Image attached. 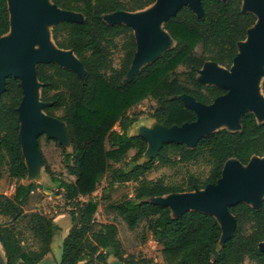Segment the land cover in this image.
Here are the masks:
<instances>
[{"label":"trees","instance_id":"1","mask_svg":"<svg viewBox=\"0 0 264 264\" xmlns=\"http://www.w3.org/2000/svg\"><path fill=\"white\" fill-rule=\"evenodd\" d=\"M156 0H51L58 8L80 13L81 21H60L51 30L59 49L72 50L81 63L84 75L54 63L36 65L41 84L40 101L44 112L64 123L70 150L54 138H47L59 149L61 164L72 177H55L38 143L56 192L69 205L71 226L63 238L60 260L56 264H84L92 260L108 264L110 256L124 264H156L151 259L135 260L125 256L114 223H96L98 203L90 196L97 190L113 163H119L130 149H136L130 165L112 168L108 184L134 182L133 195L111 204L128 228L142 219L152 239L161 247L163 264H264V197L258 208L244 202L229 207L235 227L222 244L221 226L206 212L188 210L177 216L164 204L153 201L168 194L201 190L216 184L227 160L234 158L247 165L253 157H264V121L257 122L252 112L240 117V130L220 129L199 138L191 147L183 142H165L155 155L140 162L147 149L143 136L128 135V129L140 114L129 111L144 100H152L148 116L166 128L196 120L195 112L180 98L190 96L210 105L225 94L222 87L197 79L207 62L230 68L238 53L237 44L245 40L257 17L242 9V0H201L202 14L183 6L164 23V29L176 45L146 64L125 81L137 49L129 26L107 23L103 15L136 12ZM10 29L7 0H0V37ZM200 48V52H198ZM121 56L114 66L113 54ZM186 70L191 88L181 81L179 68ZM264 95V77L261 82ZM23 96L20 80L9 77L0 95V176L4 171L15 180L12 196L0 195V245L7 264H37L51 252L58 226L54 218L35 208L36 184H24L27 167L21 149L17 108ZM61 111L59 116L56 112ZM119 127L116 131L114 128ZM205 160L204 175L186 169L182 175L147 180L156 167L176 169ZM82 198H89L82 201ZM24 221V222H23ZM24 231V232H23ZM28 233L36 248L26 247ZM57 249V248H56Z\"/></svg>","mask_w":264,"mask_h":264},{"label":"water","instance_id":"2","mask_svg":"<svg viewBox=\"0 0 264 264\" xmlns=\"http://www.w3.org/2000/svg\"><path fill=\"white\" fill-rule=\"evenodd\" d=\"M7 4L10 29L8 33L0 37V95L5 89L7 78L16 77L20 80L23 96L17 108L19 132L22 154L27 167L25 184H30L33 181L37 182L35 180L37 177L33 174L34 167L40 170L41 175L43 171L45 172V164L36 141L39 135L46 134L47 138L56 139L70 150L65 124L44 112L46 104L40 101L41 84L37 80L36 65L54 63L71 69L80 76L84 75L81 63L72 50L59 49L55 43V47L44 46L39 49H36V45L43 43L48 37L52 39L51 30L58 22L81 21L83 16L80 13L62 10L51 0L45 2L44 0H7ZM183 6L190 7L198 16L202 14L201 0H156L152 5L140 11H118L103 15L105 22L124 24L133 31L137 49L125 81L130 80L146 64L176 45L164 29V23L174 17ZM242 9L254 13L257 20L248 29L245 40L238 42V53L230 67V72L218 68V64L213 62L205 63L198 71L199 73L204 68L206 69L207 81L204 83L197 77L200 82L222 87L226 93L217 97L210 105L197 102L190 96H180L186 106L195 112L196 120L181 126L166 128L158 125L153 119L149 126L157 124L163 130L158 135L161 141L153 146L151 155L144 160L142 157L140 162L154 156L165 142H183L191 147L199 138L217 131L215 127L223 122L236 123L237 128L227 129L229 131L240 130V117L246 112H242L246 106L250 107L247 111L254 114L257 122L264 121V98H261L256 91L257 76L263 71L264 77V0H242ZM108 16H112L110 20L107 19ZM47 25H52L51 30L47 31ZM184 97H187L191 104H188ZM59 126L63 132L66 131L67 137L64 133L66 143L57 138ZM142 128L145 130L148 127L142 126ZM136 135L143 136L147 141L143 132L130 136ZM254 159L262 161L252 163ZM163 197H168L169 202L162 201ZM263 197L264 157H253L247 165L241 164L234 158L227 160L221 178L216 184H209L201 190L192 192L168 194L157 197L153 201L168 206L170 210L183 208L177 214H173L171 210L173 216L188 210L213 215L221 226L220 243L222 244L232 235L235 227V219L229 212V207L244 202L258 208ZM54 246L57 247L52 240L51 250ZM259 247L264 251V242ZM50 259L56 264L57 258L52 256V251L37 264H44ZM107 262L108 264H121L114 257H109ZM0 264H7V257L1 245Z\"/></svg>","mask_w":264,"mask_h":264},{"label":"rangeland","instance_id":"3","mask_svg":"<svg viewBox=\"0 0 264 264\" xmlns=\"http://www.w3.org/2000/svg\"><path fill=\"white\" fill-rule=\"evenodd\" d=\"M150 8L151 7H149V9ZM111 17L112 16H108L107 19L110 20ZM51 28L52 25H47V31L51 30ZM44 46L55 47L53 39L49 37L46 38L43 43H39L36 45V49L42 48ZM198 52H200V48H198ZM120 56L121 54L118 51L114 52L113 59H114L115 67H118L119 65ZM217 67L225 70L226 72H230V68H226L221 65H218ZM205 70L206 69L204 68L197 74L198 79L204 83L205 81H207L205 77ZM178 72L180 74L181 81L191 88L192 86L189 84L186 78V74H185L186 70L181 67L179 68ZM262 79H263V71L261 72V74L257 76L256 91L261 98L262 97L264 98L261 90ZM184 100L188 104H191V101L187 97H184ZM153 105L154 102L152 100H144L143 102L136 105L129 111L130 115L140 114V116L138 118V122L129 127L128 134L132 135L137 132H143V134L147 138L148 150L144 153L143 160L147 159L151 155L153 146L159 144L161 138H159L158 135L163 131L157 124H153L152 126H149V124L153 122V119L148 116V113L150 107H152ZM247 110H250L249 106L244 107L242 109V112ZM60 113L61 111L56 112V116H59ZM142 126L148 128L142 130L143 129ZM224 128L229 130H234L237 128V125L236 123L230 124L227 122H223L218 124L215 127V130H220ZM114 129L118 131L119 127L116 126ZM64 133L67 137L66 131L63 132V129L60 128L59 126V132L57 133V138L61 142L66 143L67 140ZM46 137H47L46 134H41L37 137L36 141L40 143L42 146V151L49 163L52 174L55 177H61L64 180L70 181L72 177L68 174L65 167L61 164V155L59 149L55 146L54 143L47 142ZM135 152L136 149H130L127 152V154L123 157L121 162L112 164V168L126 167L128 164L130 165L131 159L133 158ZM261 161L262 160L260 159H254L252 163H260ZM112 168H110L108 174H106L103 177V179L98 185L97 190L90 196V199L98 203V208L94 215V219L96 223H114L117 226L118 238L123 245L125 256L133 257L135 260L151 259L153 263L163 264L160 255L161 247L158 244H156V242L152 239L150 232L146 228V220L142 219L136 228L130 229L118 216V214L109 208L111 204H114L115 202L121 200L122 198L131 197L133 195L134 187L136 186V183L134 182L115 183L109 186L107 178L110 176ZM186 169H189L190 171L195 172L196 174L204 175L207 171L206 161L199 160L195 163L186 165L184 167L179 166L176 169L158 166L153 171L146 174V179L155 180L161 176H164L166 178H171L177 175H182ZM33 174L35 177H37L35 180L38 182V184H36L37 188L35 189L37 201L35 203V208L33 210H37L43 214L52 216L54 218L53 219L54 223L58 226L60 232L61 230L62 232H64L68 228L69 224L70 226L72 224L71 217L68 213L71 207L69 205H66V202L63 199L61 192L60 194L59 192H56L57 189L54 186L48 174H46L43 171L41 175L40 170H38L36 167H34L33 169ZM15 184L16 181L9 178L7 173L3 171L0 176V195L11 196L15 188ZM88 199L89 198H82V201H87ZM161 200L165 202L166 201L169 202L168 197H163L161 198ZM182 209L183 208H175L171 210L173 214H177ZM5 221L6 218L0 215V223H3ZM59 226L61 228H59ZM57 236L59 237L61 236V234L59 233ZM24 239H25L24 243L26 247H29L31 249L36 248L34 241L27 232L24 233ZM57 244L58 245L56 248L58 249L60 245L59 240ZM56 248L55 246L54 249L52 248L51 250L52 256L55 259L57 258L56 260L59 261L60 250L58 251ZM88 260L89 259H85V261ZM85 261H82L79 264H84ZM44 264H55V261L52 259L46 260ZM90 264H101V263L92 260ZM244 264H255V263L248 260Z\"/></svg>","mask_w":264,"mask_h":264},{"label":"crops","instance_id":"4","mask_svg":"<svg viewBox=\"0 0 264 264\" xmlns=\"http://www.w3.org/2000/svg\"><path fill=\"white\" fill-rule=\"evenodd\" d=\"M138 122V121H137ZM137 122H135L134 124H136ZM21 183H24L25 184V180H22V181H20ZM33 184H38V182H35V181H33L32 182ZM13 193H14V190H13V192H12V195H13ZM11 195V196H12ZM65 227V226H64ZM63 227V228H64ZM59 228H61L60 226H59ZM69 228H70V224H69V226H68V228L64 231V232H62V230H61V232H60V229H58L56 232H55V235H54V237H53V243L55 242V245H58L57 243H58V240H59V247H58V251L60 250V252H61V247H62V241H63V238L66 236V234L68 233V230H69ZM61 234V236H57L58 234ZM54 249V248H53ZM59 253V252H58ZM110 258H112V256H110Z\"/></svg>","mask_w":264,"mask_h":264},{"label":"bare ground","instance_id":"5","mask_svg":"<svg viewBox=\"0 0 264 264\" xmlns=\"http://www.w3.org/2000/svg\"><path fill=\"white\" fill-rule=\"evenodd\" d=\"M46 0H44V2H45Z\"/></svg>","mask_w":264,"mask_h":264}]
</instances>
